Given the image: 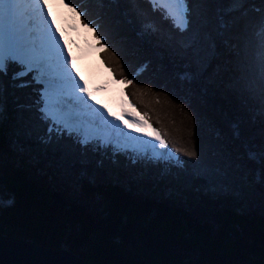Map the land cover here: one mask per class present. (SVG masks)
I'll list each match as a JSON object with an SVG mask.
<instances>
[{
	"label": "trees",
	"instance_id": "obj_1",
	"mask_svg": "<svg viewBox=\"0 0 264 264\" xmlns=\"http://www.w3.org/2000/svg\"><path fill=\"white\" fill-rule=\"evenodd\" d=\"M77 2L87 7L92 18L98 13L104 16L107 8L127 6L111 5L107 0L104 4L97 0ZM209 5L211 9L201 17V23L216 33L226 31L230 20H255L264 13L260 0L241 4L213 0ZM208 15L213 23L206 26L203 18ZM103 20L101 32L118 52L122 51L124 63L132 68L129 73L139 71L136 80L186 97L191 107L186 105L185 111L202 116V121L208 119L214 135L227 131L233 142L246 150L248 159L249 153H259L264 114L241 107L202 82L189 83L181 78L186 69L171 65L166 56L161 60L146 48L134 46L138 43L135 22L125 23L123 30L114 34L105 30L106 17ZM157 20L152 17L150 23ZM173 27L180 31L176 22ZM97 57L101 63V53ZM109 75L118 84L119 76L114 79ZM5 81L9 83L7 78ZM8 83L4 84L7 119L0 123V234L53 250L65 249L90 264H264V165L251 160L247 167L239 162V167L222 163L208 150L215 144L210 143L214 140L207 131L203 162L210 165L207 171L212 179L202 178L203 166H193L179 151L184 147L152 118L153 127L168 132V149L186 162L183 166L132 164L124 157L113 163L91 153L82 157L66 142L41 143L38 137L43 133L37 127L12 133L16 106L28 103L29 93ZM120 86L133 109L139 115L145 112L143 106L151 93L141 102L133 95L132 86ZM156 95L164 100L159 106L172 114L175 110L166 104L164 94L154 90L153 99ZM153 105L149 112L158 109ZM237 130L239 135L233 137ZM203 132L199 126L194 135L201 144ZM252 176L256 185L250 182Z\"/></svg>",
	"mask_w": 264,
	"mask_h": 264
},
{
	"label": "snow or ice",
	"instance_id": "obj_2",
	"mask_svg": "<svg viewBox=\"0 0 264 264\" xmlns=\"http://www.w3.org/2000/svg\"><path fill=\"white\" fill-rule=\"evenodd\" d=\"M97 2L104 4L105 0ZM107 2L127 6L107 8L104 16L98 13L92 18L87 7H82L77 0H0V123L7 119L5 78L10 86L27 89L29 93V102L16 106L12 133L34 126L42 130V137H38L41 143L66 142L78 149L82 157L91 153L110 158L113 163L118 157L132 164L162 168L186 163L168 150V132L153 127L147 111L138 117L124 110L114 112L94 98V92L89 90V78L77 69L69 45L57 27L53 7L67 9L79 19L80 27L94 34L102 49L101 63L114 79L119 76L116 81L119 85L132 86L133 95L141 102L155 90L157 94H164L168 106L192 119L185 111L186 105L191 107L186 97H178L166 87L145 84L129 73L124 58L100 30V20L105 17L108 30L114 33H120L125 23L135 22L138 43L134 46L146 48L161 60L166 56L171 65L186 69L181 78L189 83L202 82L241 107L264 114V15L255 20H230L226 31L216 33L201 23L207 11L205 6L213 0ZM244 2L247 0H233L235 4ZM152 17L158 20L150 23ZM173 22L179 23V32L174 30ZM156 103L160 104V100ZM160 123L157 117L156 124ZM261 133L259 153H249V160L264 165V128ZM188 135L193 136L192 127ZM234 135H239V131ZM179 151L193 166H203L202 178L212 179L207 171L210 165L203 162L202 149L193 141L186 150ZM211 153L231 164L225 144L213 146Z\"/></svg>",
	"mask_w": 264,
	"mask_h": 264
},
{
	"label": "rangeland",
	"instance_id": "obj_3",
	"mask_svg": "<svg viewBox=\"0 0 264 264\" xmlns=\"http://www.w3.org/2000/svg\"><path fill=\"white\" fill-rule=\"evenodd\" d=\"M207 7L209 8V9H207V12H208L211 9V6L207 5ZM263 12H264V9H263ZM52 15L56 21L57 27H59L61 29L62 34L65 37V42L69 45V48H70L72 55H73V58L76 61L77 69L79 71H81V74L83 77L89 78V82H90L89 83V90L94 92V98L105 103V105L108 106L109 110H111V111L119 112L121 110H124V111L128 112L131 116H137L138 117L139 114L133 109V107L129 106L130 103L124 97L123 88L119 84L114 83V81L111 79V76L109 75V73L106 72V70H104V68L102 66L103 64L100 63L97 55H99L102 52V49H100V47L97 45V43L93 37L94 34L91 31L80 27L79 26V19L74 18L72 13L68 12L67 9H64V8L58 9V8L53 7ZM209 15L204 16V18H203V20L206 21V23H207L206 26H209L213 23L212 22L213 20H212V18H209ZM261 15H264V13ZM93 18H95V17H93ZM176 24L179 26L178 22H176ZM100 25L104 26V20L103 19L100 20ZM105 27H106L105 30L107 32H109L108 25L106 22H105ZM91 46H93L92 51L85 53L87 50H89L91 48ZM120 52L122 53V51H120ZM223 55H224V53L221 54V56H223ZM85 69H87V71H85ZM128 70H132V68L128 67ZM138 72L139 71H136L134 73L135 77L138 74ZM6 83H8V82L4 81V84H6ZM134 91H135V89H134ZM147 98H148L147 99L148 104L146 103L143 106V110L147 111L149 113V116L154 120H156V118L159 117V119L161 121L160 125L164 126L168 130L170 136H172V138L175 139V141H177V143H180L181 146L184 147L182 149L186 150L189 147V142L193 141L198 147H200L202 149V153H203V150H205L204 149L205 146H208V142H209V140L207 139L208 138L207 131H208L212 134V136L210 138L212 140H214V142L210 141L211 144L214 143L215 145H217L216 142H218L219 144H225L226 145L227 150L230 153V156H232V158L234 157L232 160L230 159L231 163L233 165H237V162H239V164H242V163L245 164L246 167L251 166L250 165L251 163H250V161L246 155V150L241 145L238 146L237 143H234L232 140V137L230 136V134L227 133V131L222 132L217 127V129L215 128V131L216 130H219V131H217V133L214 135L211 125H208V122H209L208 119L202 121V119H203L202 116L200 117L199 115L195 114V115L191 116L192 118H194V120L191 119L190 122H186L185 121L186 117L183 115V113H179V112L176 113V111H173L172 114H169L170 111L167 108H166V110L161 108L159 106V104L156 103L157 99L164 102L163 98H161L160 96L158 97V95H156V99H153V96L151 93V95L149 94L147 96ZM149 100H150V102H149ZM152 105L157 106L158 109L157 110L151 109V111L149 112ZM238 106L239 105H235L234 107L235 108L237 107V110H240L241 108H240V106L239 107ZM191 111H193V110H191ZM177 114H181V116H179L180 122H178ZM206 121H207V123H206ZM178 123H180V125ZM182 123H184V127L182 126ZM229 125H230V127H233L232 124H229ZM199 126H200V129L204 130V132H203L204 134H202L201 138H199L203 141L202 144L194 136L196 133L198 134ZM190 127H192V130H193V136H191V137L188 135V129ZM209 128H211L210 131H209ZM214 136H215V138H214ZM234 136L235 135L233 134V137ZM224 137L226 139L223 142H221L220 140H222ZM195 139L198 140L199 142L195 141ZM197 143H199V144H197ZM208 150L211 153L210 148H208ZM225 162H228V160L222 159V163H225ZM221 167H223V166H221ZM245 172H246V169H245ZM240 173L242 175H244V172L242 170ZM257 174L258 173H256V175L255 174L254 175L257 176ZM254 178L255 177L252 176V178L250 179V182L252 185H256L253 182Z\"/></svg>",
	"mask_w": 264,
	"mask_h": 264
},
{
	"label": "water",
	"instance_id": "obj_4",
	"mask_svg": "<svg viewBox=\"0 0 264 264\" xmlns=\"http://www.w3.org/2000/svg\"><path fill=\"white\" fill-rule=\"evenodd\" d=\"M0 264H90L65 249H49L0 234Z\"/></svg>",
	"mask_w": 264,
	"mask_h": 264
},
{
	"label": "bare ground",
	"instance_id": "obj_5",
	"mask_svg": "<svg viewBox=\"0 0 264 264\" xmlns=\"http://www.w3.org/2000/svg\"><path fill=\"white\" fill-rule=\"evenodd\" d=\"M92 49H93V46H91V48L89 50H87L85 53H88V52L92 51Z\"/></svg>",
	"mask_w": 264,
	"mask_h": 264
}]
</instances>
